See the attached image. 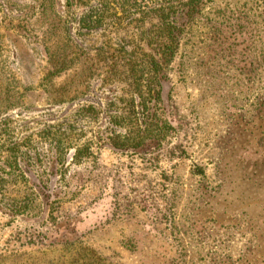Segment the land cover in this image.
Instances as JSON below:
<instances>
[{
	"label": "rangeland",
	"instance_id": "1",
	"mask_svg": "<svg viewBox=\"0 0 264 264\" xmlns=\"http://www.w3.org/2000/svg\"><path fill=\"white\" fill-rule=\"evenodd\" d=\"M0 1V137L8 127L6 142L27 153L24 181L10 189L55 208V221L33 222L1 204L0 259L19 251L42 264H264V0L206 1L163 83L172 135L147 152L109 144L105 111L128 87L107 78L104 56L88 59L95 75L73 99L55 91V60L77 62L76 44L95 53L105 41L137 40L149 23L114 8L89 31L81 18L96 0L78 9L56 0L48 19L65 25L50 29L34 16L38 2ZM29 18L38 25L18 26ZM93 103L97 119L81 121Z\"/></svg>",
	"mask_w": 264,
	"mask_h": 264
},
{
	"label": "trees",
	"instance_id": "2",
	"mask_svg": "<svg viewBox=\"0 0 264 264\" xmlns=\"http://www.w3.org/2000/svg\"><path fill=\"white\" fill-rule=\"evenodd\" d=\"M46 1L48 0H34L35 3L38 2V6L34 7V16L44 14L43 27L50 29L63 27L65 23L62 21L55 22V20L48 19V12L55 11L56 0H51L50 4ZM68 1L67 5L75 6L78 9L82 6L88 7L91 0ZM96 1L97 4L88 8L81 18L82 28L89 31L100 28L103 26L104 20L107 19L108 10L113 13V9L118 8L123 13L129 14L132 11L137 14L138 23L148 22L147 30L143 31L142 38L137 40L131 38L130 40L116 41V48L111 43L106 44L105 41L104 45L95 50V53L89 49L88 54L83 47L76 44V47L82 51L77 62H73L69 56L55 60V76L61 78L55 83V91L61 99L77 97L84 89L90 87V81L92 82L95 75L94 68L97 63H90L88 59L94 58V55H103L104 66H107L105 70L107 78L111 81L122 82L128 87L127 93L116 102L111 103V108L108 107L105 111L109 121L107 135L109 144L117 149L132 146L134 149H141L142 152L158 150L168 142L172 135H168L169 130L174 127L173 120L168 117V109L163 95V83L170 80L184 40L200 18L207 0H160L145 11L134 9L138 6V0ZM68 16L70 17L67 19V23L70 26L75 20L76 12L69 10ZM30 18L21 19L18 26L23 29L37 26L38 23L28 21ZM254 34L248 40L251 41ZM141 42L144 44L141 45ZM258 67H252L249 69V73L255 74ZM80 114L83 117L80 118L81 121L83 119L94 121L99 115L94 103L87 109L83 108ZM8 129V127H3V135L0 137V205L7 206V210L13 216H25L33 222H40L43 218L55 221V208L50 209L49 202L41 201L34 192L23 197L12 193L10 188L24 181L21 166L27 153L23 142L12 141L14 143L12 145L10 142H6V136L9 135ZM3 139L5 141H1ZM57 143L59 144L58 151H60L59 148L64 147L63 143L61 141ZM74 156L82 157L84 152L76 150ZM52 196V193H48V200ZM45 202L47 203L45 204ZM49 238L46 237L45 240ZM31 242H36V240L33 238ZM51 244L54 245L55 251V241ZM42 251L45 255L46 250L42 249ZM18 252L13 251L10 255L3 257L0 259V264H42L43 262L42 257L35 258L36 255L28 254L23 256ZM39 254L41 253L39 252ZM11 256L14 257L6 263ZM29 256L30 259H28ZM39 260L41 263H38ZM54 262L55 258L52 257L49 264H54Z\"/></svg>",
	"mask_w": 264,
	"mask_h": 264
}]
</instances>
